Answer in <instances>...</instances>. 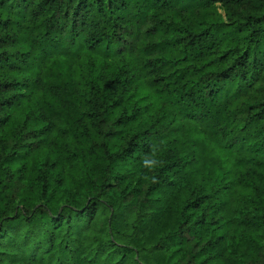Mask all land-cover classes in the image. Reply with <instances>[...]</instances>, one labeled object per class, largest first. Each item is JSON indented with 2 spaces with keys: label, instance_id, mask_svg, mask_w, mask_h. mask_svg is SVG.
I'll return each instance as SVG.
<instances>
[{
  "label": "trees",
  "instance_id": "16d2710c",
  "mask_svg": "<svg viewBox=\"0 0 264 264\" xmlns=\"http://www.w3.org/2000/svg\"><path fill=\"white\" fill-rule=\"evenodd\" d=\"M0 264H264V0H0Z\"/></svg>",
  "mask_w": 264,
  "mask_h": 264
},
{
  "label": "clouds",
  "instance_id": "9594fccd",
  "mask_svg": "<svg viewBox=\"0 0 264 264\" xmlns=\"http://www.w3.org/2000/svg\"><path fill=\"white\" fill-rule=\"evenodd\" d=\"M145 164L146 165H151V168L155 169L157 167H162L163 166V161L160 160V159L153 158L151 160H145ZM151 181H152V183L158 182L157 178L155 176L151 177Z\"/></svg>",
  "mask_w": 264,
  "mask_h": 264
}]
</instances>
